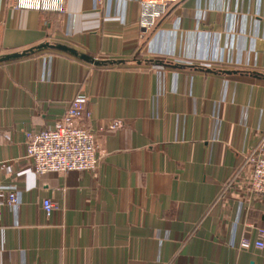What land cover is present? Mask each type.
Masks as SVG:
<instances>
[{
  "label": "crops",
  "instance_id": "obj_1",
  "mask_svg": "<svg viewBox=\"0 0 264 264\" xmlns=\"http://www.w3.org/2000/svg\"><path fill=\"white\" fill-rule=\"evenodd\" d=\"M15 2L0 0V55L59 43L121 62L53 48L0 62V190L16 195L0 264H264L246 161L264 135V0H178L152 29L139 0ZM78 94L95 168L35 173L26 133Z\"/></svg>",
  "mask_w": 264,
  "mask_h": 264
},
{
  "label": "built area",
  "instance_id": "obj_2",
  "mask_svg": "<svg viewBox=\"0 0 264 264\" xmlns=\"http://www.w3.org/2000/svg\"><path fill=\"white\" fill-rule=\"evenodd\" d=\"M178 0H139L137 24L140 29H152L166 14L169 3ZM14 7L39 11H63V0H16ZM86 97H73L64 114L52 126L26 133L24 158L37 174L64 172L68 170L89 171L97 164V146L94 133L78 124L85 107ZM250 166L247 178L249 191L264 195V135L246 159ZM16 203L14 191L3 194L0 190V205ZM46 215L51 213L50 199L42 202ZM257 247L264 246V229H258ZM242 248L249 242L242 240Z\"/></svg>",
  "mask_w": 264,
  "mask_h": 264
},
{
  "label": "water",
  "instance_id": "obj_3",
  "mask_svg": "<svg viewBox=\"0 0 264 264\" xmlns=\"http://www.w3.org/2000/svg\"><path fill=\"white\" fill-rule=\"evenodd\" d=\"M45 48H53V49L65 51L67 53L74 55L75 57H78V58H80V59H82L88 63L94 64V65L113 64V63L121 62V60H98V59H94V58H92L86 54L78 53L74 49H72L66 45L59 44V43H55V44L41 43L35 47H31L29 49H26V50H23L20 52L6 53L3 55H0V62L19 59V58H22V57H24V56H26V55L34 52V51L45 49ZM224 72L228 73L229 71H224Z\"/></svg>",
  "mask_w": 264,
  "mask_h": 264
}]
</instances>
